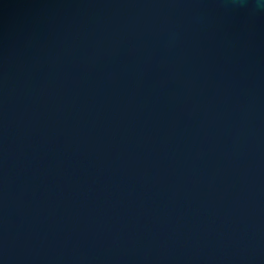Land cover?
<instances>
[{"label": "water", "instance_id": "water-1", "mask_svg": "<svg viewBox=\"0 0 264 264\" xmlns=\"http://www.w3.org/2000/svg\"><path fill=\"white\" fill-rule=\"evenodd\" d=\"M0 264H264V0H0Z\"/></svg>", "mask_w": 264, "mask_h": 264}]
</instances>
